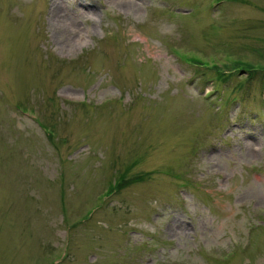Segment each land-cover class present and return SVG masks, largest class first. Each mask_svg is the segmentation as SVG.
Here are the masks:
<instances>
[{
    "label": "rangeland",
    "instance_id": "rangeland-1",
    "mask_svg": "<svg viewBox=\"0 0 264 264\" xmlns=\"http://www.w3.org/2000/svg\"><path fill=\"white\" fill-rule=\"evenodd\" d=\"M0 264H264V0H0Z\"/></svg>",
    "mask_w": 264,
    "mask_h": 264
},
{
    "label": "trees",
    "instance_id": "trees-1",
    "mask_svg": "<svg viewBox=\"0 0 264 264\" xmlns=\"http://www.w3.org/2000/svg\"><path fill=\"white\" fill-rule=\"evenodd\" d=\"M121 183H122V181L120 180V181L118 182V186H119Z\"/></svg>",
    "mask_w": 264,
    "mask_h": 264
}]
</instances>
